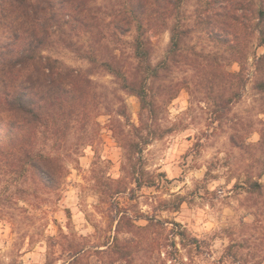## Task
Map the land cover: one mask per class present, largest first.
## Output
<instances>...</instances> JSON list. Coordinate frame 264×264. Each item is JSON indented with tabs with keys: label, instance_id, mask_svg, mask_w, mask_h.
Masks as SVG:
<instances>
[{
	"label": "rangeland",
	"instance_id": "374dc122",
	"mask_svg": "<svg viewBox=\"0 0 264 264\" xmlns=\"http://www.w3.org/2000/svg\"><path fill=\"white\" fill-rule=\"evenodd\" d=\"M197 1L187 7L193 27ZM194 29L191 48L218 52L203 30ZM154 43L158 63L170 33ZM50 53L67 66L89 67L62 47ZM263 54L254 38L247 87L223 119L206 90L194 84L203 75L177 69L172 84L188 81L191 90L181 86L160 109L158 125L171 132L149 140L134 160L115 129L138 142L148 138L151 127L134 130L141 125V103L120 91L112 76L93 77L87 118L72 123L64 142L49 139L40 146L48 154L72 155L61 188L46 187L37 175L17 179L0 161V264H70L79 249L83 255L75 264H264V189L252 186L264 185V98L255 88V61ZM117 95L129 121L108 114ZM143 118L151 124L148 113ZM233 138L246 146H235Z\"/></svg>",
	"mask_w": 264,
	"mask_h": 264
},
{
	"label": "trees",
	"instance_id": "16d2710c",
	"mask_svg": "<svg viewBox=\"0 0 264 264\" xmlns=\"http://www.w3.org/2000/svg\"><path fill=\"white\" fill-rule=\"evenodd\" d=\"M192 2L0 0V161L11 167L17 179L37 175L46 187L61 188L72 155L48 154L40 146L49 139L64 142L72 123L87 118L89 90L96 85L93 77L102 74L112 76L120 91L139 99L141 125L134 130L140 133L142 127H151L149 137L139 142L115 129L130 160L143 152L149 140L171 132L158 125L160 109L178 97L181 86L191 90V85H185L188 81L172 84L177 69L189 67L197 76L203 75L194 84L206 90L218 117L225 118L247 87L253 39L257 47H264V0H198L194 27L219 49L208 54L190 47L195 29L187 7ZM163 32L170 33V44L165 57L155 63L154 41ZM59 47L89 67L65 65L50 53ZM235 64L238 71L227 69ZM255 67V88L264 98V54L256 58ZM115 99L118 105L109 102L108 114L129 121L124 99L120 95ZM143 113H148L151 124L145 123ZM232 141L239 148L246 146L235 138ZM259 147L264 153V131ZM145 184L138 181L140 187ZM252 186L261 193L264 189L259 182ZM128 222L137 228L130 218ZM82 255V249L73 252L70 264L81 261Z\"/></svg>",
	"mask_w": 264,
	"mask_h": 264
}]
</instances>
